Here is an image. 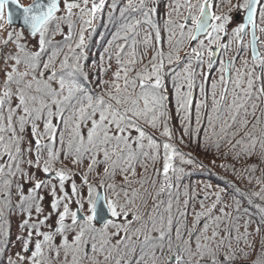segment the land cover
Here are the masks:
<instances>
[{"label": "trees", "instance_id": "trees-1", "mask_svg": "<svg viewBox=\"0 0 264 264\" xmlns=\"http://www.w3.org/2000/svg\"><path fill=\"white\" fill-rule=\"evenodd\" d=\"M170 1L115 0L95 29L75 30L69 13L72 24L47 37L57 17L36 36L8 30L32 42L6 41L0 51V264H89L92 257L101 258L96 264H264V0L255 20L258 66H239L249 55L239 26L214 65L215 39L190 47L193 28L175 26L170 38L160 19ZM77 4L84 12L85 2ZM231 6L210 0L214 33L231 23ZM144 11L166 57L139 69L144 57L128 59L129 47L121 52L111 39L131 37ZM183 48L187 55L175 59ZM165 66L172 71L159 70ZM31 168L61 180L38 182ZM51 183L63 185L60 195ZM22 185L30 189L23 193ZM99 191L113 216L104 230L75 217L76 207L92 211ZM48 197L51 213L33 228L44 229L37 247L26 259L10 257L13 215L36 217Z\"/></svg>", "mask_w": 264, "mask_h": 264}, {"label": "rangeland", "instance_id": "rangeland-1", "mask_svg": "<svg viewBox=\"0 0 264 264\" xmlns=\"http://www.w3.org/2000/svg\"><path fill=\"white\" fill-rule=\"evenodd\" d=\"M19 1H21L20 2L21 5L25 7V6H29L30 4H32L34 0H19ZM79 1H81L82 3L85 2V5L83 6L84 12H82L80 10V8L82 7V4L80 6L77 4V2H79ZM114 1L115 0H85V1L84 0H68V2H67V0H60V5H61L60 11L57 13V16L54 17V18L57 17L56 23H52L47 28V30L45 31V36L47 37L50 34H54L56 31L62 29L61 28L62 25H66V24L71 25L73 20L67 21V16L69 15V13H71V15L73 16V19H75V21H76L75 30L80 31L81 28H84V24H86L87 27L89 25L93 29H95V27L97 25V21L103 15L104 12H106V13L108 11L111 13L113 12L112 8L114 7ZM207 1L210 2V0H207ZM248 3H249V1H248ZM248 3L245 0H229V4L232 5L230 8L231 10L228 11L231 14V23L225 27V30H223V31L221 30L220 32H218V34L214 33L213 32L214 29H212L213 21L215 20V18L213 16L212 27L205 37H209L211 40L215 39V45H214L215 47L214 48L221 47V43L226 41V39L223 38L224 34L225 33L228 34V32L230 30H232L233 28L237 29L239 26V28H241V31L239 30L240 37L242 36L243 26H242L241 22L236 23L235 18L238 16H241V18H243V16H244L243 14H245V11L248 7ZM133 4H137V1H133L132 5ZM203 6H204V3L200 4V0H191V1L190 0H176V1L171 0L170 2H168L166 4V10H165L166 14L160 15V19L164 20L167 29H169V27H171V29H172L173 33H170L169 37L172 38L173 35L177 33L176 31H178V28L180 30L183 29L186 32L187 28H190V27L193 28V33H192V37H193L195 28L197 26V23L201 17L202 11H203ZM105 8H106V11H105ZM263 8H264V5H263ZM263 12H264V9H263ZM150 15H151V13H150ZM150 15H149L148 11H144V14L142 16V18H144V25L140 28L138 27V23L141 24V19L139 16L136 17L135 23H132L130 25V28H129V34H132V31H133V34L131 35V37H126L127 39L124 40L125 35H123L124 38L121 39V35L117 34L116 38L113 37L111 39V46L114 47V42L118 38L119 41H118L117 47L120 48L119 51H121V52L124 51V48L129 47L128 59H134V56L144 57L143 61H142L143 63H141L139 65L140 66L139 69L143 68L144 64H148V63H145V61L149 60L150 58H155L158 56L166 57V54L163 55L164 51L162 49H160L159 46L157 45V37H156V34H154V32L157 30L156 27L149 26V22H150L149 16ZM152 16L155 19L156 15L154 16L153 12H152ZM188 16L190 17V24L185 23L186 18ZM174 26L176 27V31H175ZM12 28L21 29V28H17V27H10L8 22H7L6 15L5 14L1 15L0 16V31H2V32L0 34V51H1V48L3 47V45L6 41L7 42L9 41V43H11V44L13 42L22 43L25 41L29 44L28 48H30L32 41L29 42V40L26 39V37L24 35L22 36V39L24 41H22L18 35V32H19L18 30L8 31L9 29H12ZM157 31H159V29ZM234 34H235V32H234ZM205 37H202V38L204 39ZM245 37H247V39H249L248 34H246ZM245 37H243L244 41H245V39H244ZM235 39H236V37L234 35V38H233L234 43H236ZM192 40H193V38H192ZM197 43H195V44H197ZM28 44L25 43L26 46ZM143 44L145 46L144 50H143V52L142 51L139 52L136 48H138V45H143ZM195 44H193L191 41L189 46L191 47ZM65 45L67 46L68 44L65 43ZM74 45H76V43L73 41V45L70 44L69 46L71 49H73ZM245 45H246V43H245ZM248 45H249V43H248ZM248 45L245 47L246 49H248ZM258 46H259V43H258ZM167 47H169V45ZM232 48H233L232 49V55L234 57L235 55L239 54V52L237 51L239 49L236 50L237 47H235V46H232ZM185 52L186 51L183 48L181 50V52L175 57V59H178L179 55L181 57L182 56L185 57L187 55V53H185ZM212 57H213V53L211 52L210 60L212 59ZM231 57L232 56H227V55L224 56V58H225L224 64H225L226 60L227 61L231 60ZM242 60L244 62L241 63L239 66L245 65V64L251 65V63H252V65L257 64L256 66L261 64L258 61L256 63L252 61L250 52H249V55H244V58ZM242 68H246V67L243 66ZM154 69L158 70L157 66ZM159 70L161 72H165V74H168L172 71L171 69L168 70L167 66H165L164 68H159ZM224 74H225V70H224ZM30 172H31V174H34L36 181L39 182L40 180H48L47 182L49 183L50 179L46 178V173L44 171H42L41 169L31 168ZM52 180H54V179H52ZM54 181H56V180H54ZM56 182H60V181H56ZM51 186L53 188V196L55 197L56 191H57V194L60 195V189L63 187V185L58 184V186H57L55 183H51ZM19 187L23 188V190H24L23 193H26L30 189V188L25 187L23 185L19 186ZM17 188H18V186H17ZM50 198H52V197H48V198H46V200H44L42 202L41 207H40L41 210L37 211V215L34 218L31 215H29V213H27L26 211L23 214L18 213V214L13 215V218H12V225H13V239L12 240H13V243H12L11 249L9 251L10 257H13L14 259H18V260L19 259L21 260L22 258L26 259L28 257V254L32 253V249L37 247L36 246L37 240L39 239V237L41 235L40 233L44 232V229H42L40 232V229L37 231L36 229H33V228H37L36 225H38V222L42 223L43 219L46 217V214L51 213L49 208L52 205L53 201ZM70 206L73 207L72 203L69 204V207ZM85 209L86 210L83 212L88 217L89 222H90L91 214H92L91 207H88V205H87L85 207ZM0 219H1V221H3V217L0 216ZM54 219H56L55 216H54ZM28 222L34 223L35 225L28 226L27 227L28 229L22 230L20 227V224H22V223L25 224ZM115 222H114V224H115ZM87 226H89L91 228L90 225H87ZM29 228H31L32 230ZM104 229L105 228H103L102 230H104ZM45 230H47L46 226H45ZM83 230H84L83 226L81 225V223H79L76 226V232L77 233L78 232L83 233ZM59 231L64 232L65 228H62ZM90 232H92V231H90ZM67 233H69L68 235L72 234L71 232H67ZM97 233H99V232L97 231ZM97 233H94L93 236H96ZM56 237L59 238L58 236H56ZM72 237H73V235L70 236V238H72ZM78 239H81V237H79ZM63 241H65V240L63 239ZM28 250H31V251L28 252ZM45 250L46 249L43 246H41V248H39V250L38 249H37V251L35 250V254H37V256L41 255V252H43ZM26 251L28 253H26ZM93 256H101V254L95 253ZM99 260H101L100 257H92V258L88 259V263L89 264H96L99 262Z\"/></svg>", "mask_w": 264, "mask_h": 264}, {"label": "water", "instance_id": "water-1", "mask_svg": "<svg viewBox=\"0 0 264 264\" xmlns=\"http://www.w3.org/2000/svg\"><path fill=\"white\" fill-rule=\"evenodd\" d=\"M261 0H250L243 18V33L244 36L248 27H250V50L254 60L260 58L258 48V39L255 27V18ZM60 0H34L29 6H22L19 0H0V16L5 13L7 22L10 27H17L24 30L30 36H36L42 28L60 11ZM213 15L210 12V3L207 1L204 4L201 17L194 31L192 43L195 44L200 38L205 37L211 29ZM186 23L190 24V17L186 18ZM227 33L223 38L226 39ZM213 57L210 61L211 65L217 62L221 52V47L212 50ZM230 64L226 62L225 76L227 81L230 79ZM47 179L60 181L61 177L49 173ZM110 210L108 208L105 194L99 191L97 194L94 206V220L98 225H104L110 220ZM78 220H84L85 216L80 209L76 210ZM176 261V259L174 260Z\"/></svg>", "mask_w": 264, "mask_h": 264}, {"label": "flooded vegetation", "instance_id": "flooded-vegetation-1", "mask_svg": "<svg viewBox=\"0 0 264 264\" xmlns=\"http://www.w3.org/2000/svg\"><path fill=\"white\" fill-rule=\"evenodd\" d=\"M246 1V0H245ZM248 1H250V0H247V3H248ZM261 2V1H260ZM249 4V3H248ZM244 15V14H243ZM243 18H244V16H243ZM243 18H241V16H238V17H236L235 18V22L236 23H238V22H241V24L243 23ZM243 26V25H242ZM246 34H248V36H249V39H247V37H245L246 36ZM243 37H245L244 39H245V43L247 44V43H249V46H250V27H248V29L246 30V32H245V34H244V36ZM241 40H243V38H241ZM258 43H259V41H258ZM259 47V46H258ZM260 51V50H259ZM249 52H250V55H251V50H250V47H249ZM220 54H221V52H220ZM260 55H261V53H260ZM220 56V55H219ZM251 58H252V60H254L253 59V57H252V55H251ZM260 58H261V56H260ZM260 58L258 59V60H260ZM218 59H219V57H218ZM218 59H217V61H218ZM227 61V60H226ZM225 61V62H226ZM255 61V60H254ZM259 70H261V68L259 67ZM107 201V200H106ZM95 202H96V199H95V201H94V204H93V207H92V214H91V220H90V225L95 229V228H98V229H102V228H104V226H106L112 219H113V216H112V212H111V210H110V220L106 223V224H104V225H98L96 222H95V220H94V206H95ZM77 209H80L79 207H76L75 208V213H76V210ZM81 210V209H80ZM81 212L84 214V212H83V210H81ZM84 216H85V220L87 219V216L84 214ZM75 217H76V215H75ZM85 220H82V221H85ZM31 250H28V252H30ZM88 251H90V248L88 247Z\"/></svg>", "mask_w": 264, "mask_h": 264}]
</instances>
